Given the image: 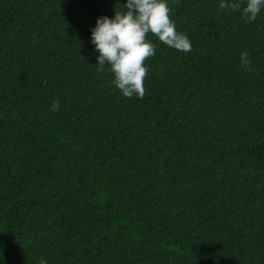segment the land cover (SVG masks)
I'll list each match as a JSON object with an SVG mask.
<instances>
[{"label": "trees", "instance_id": "16d2710c", "mask_svg": "<svg viewBox=\"0 0 264 264\" xmlns=\"http://www.w3.org/2000/svg\"><path fill=\"white\" fill-rule=\"evenodd\" d=\"M124 2L0 0V264H264V9L169 0L192 49L149 32L124 97L90 42Z\"/></svg>", "mask_w": 264, "mask_h": 264}, {"label": "clouds", "instance_id": "9594fccd", "mask_svg": "<svg viewBox=\"0 0 264 264\" xmlns=\"http://www.w3.org/2000/svg\"><path fill=\"white\" fill-rule=\"evenodd\" d=\"M123 11L111 17L98 16L90 32V42L98 53V70L105 66L113 74V84L124 97H143L144 79L148 72L145 60L156 54L150 32L160 42L180 52H190V38L176 28L170 16L169 0H125ZM220 9L240 10L245 22L257 18L264 9V0H218ZM240 62L251 70L249 53L242 51ZM59 103L53 102L50 111H57Z\"/></svg>", "mask_w": 264, "mask_h": 264}]
</instances>
